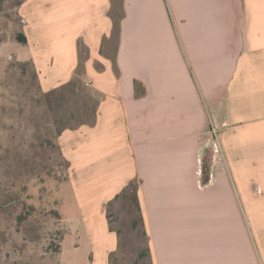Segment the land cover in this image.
<instances>
[{
	"label": "crops",
	"instance_id": "1",
	"mask_svg": "<svg viewBox=\"0 0 264 264\" xmlns=\"http://www.w3.org/2000/svg\"><path fill=\"white\" fill-rule=\"evenodd\" d=\"M24 0L19 49L44 92L99 95L63 129L67 264H109V202L132 181L152 264H264V0ZM206 167V171H205Z\"/></svg>",
	"mask_w": 264,
	"mask_h": 264
},
{
	"label": "rangeland",
	"instance_id": "2",
	"mask_svg": "<svg viewBox=\"0 0 264 264\" xmlns=\"http://www.w3.org/2000/svg\"><path fill=\"white\" fill-rule=\"evenodd\" d=\"M23 1L0 0V264H67L60 246L69 224L62 218L73 195L57 139L63 128L94 122L99 95L85 82L66 90L65 99L44 93L33 65L19 53L25 44L18 40L26 24ZM110 11L114 27L107 47L112 52L122 0H114ZM81 66L82 73V61ZM132 183L107 208L119 238L109 264L153 263L133 197L138 181Z\"/></svg>",
	"mask_w": 264,
	"mask_h": 264
},
{
	"label": "trees",
	"instance_id": "3",
	"mask_svg": "<svg viewBox=\"0 0 264 264\" xmlns=\"http://www.w3.org/2000/svg\"><path fill=\"white\" fill-rule=\"evenodd\" d=\"M114 33L119 37V25H118V22H116L115 24V30H114ZM19 41L21 42H27V39L25 37V35L23 34L22 36H19L18 38ZM81 63L79 64V67H77V69L75 70V73H74V77L71 79V81H69L68 83L58 87V88H55V89H52L50 91H47V92H44L47 96H49V98H57V99H65V97H67V93H66V90H69L71 89L72 91H74L75 88L78 87V85H80L81 83H84L83 79H82V73L80 71L81 69ZM65 101V100H64ZM82 124H86L85 122H82L80 125ZM65 129V128H63ZM62 129V130H63ZM61 130V131H62ZM205 171H206V167H205ZM133 183L130 182L124 189L121 193H123L126 188L128 189V186H131ZM133 197H134V200L136 202V206L138 207V209H140V205H139V200H138V196H137V189H134L133 190ZM120 194H118L116 196V198L119 196ZM112 202V201H111ZM110 202V203H111ZM109 203V204H110ZM141 219V222H142V218L140 217Z\"/></svg>",
	"mask_w": 264,
	"mask_h": 264
}]
</instances>
